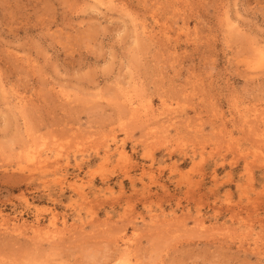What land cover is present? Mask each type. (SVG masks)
I'll list each match as a JSON object with an SVG mask.
<instances>
[{
	"label": "rangeland",
	"instance_id": "1",
	"mask_svg": "<svg viewBox=\"0 0 264 264\" xmlns=\"http://www.w3.org/2000/svg\"><path fill=\"white\" fill-rule=\"evenodd\" d=\"M0 264H264V0H0Z\"/></svg>",
	"mask_w": 264,
	"mask_h": 264
},
{
	"label": "bare ground",
	"instance_id": "2",
	"mask_svg": "<svg viewBox=\"0 0 264 264\" xmlns=\"http://www.w3.org/2000/svg\"><path fill=\"white\" fill-rule=\"evenodd\" d=\"M141 23H143V22H141ZM144 27V26H143ZM145 33V32H144ZM147 34V33H146ZM150 36V35H149ZM153 36V35H152ZM147 38H148V36H147ZM17 231V230H16Z\"/></svg>",
	"mask_w": 264,
	"mask_h": 264
}]
</instances>
